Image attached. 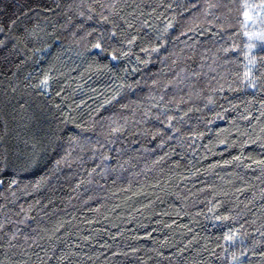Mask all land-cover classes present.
<instances>
[{
    "label": "trees",
    "instance_id": "1",
    "mask_svg": "<svg viewBox=\"0 0 264 264\" xmlns=\"http://www.w3.org/2000/svg\"><path fill=\"white\" fill-rule=\"evenodd\" d=\"M244 2L0 0V264H264Z\"/></svg>",
    "mask_w": 264,
    "mask_h": 264
},
{
    "label": "snow or ice",
    "instance_id": "2",
    "mask_svg": "<svg viewBox=\"0 0 264 264\" xmlns=\"http://www.w3.org/2000/svg\"><path fill=\"white\" fill-rule=\"evenodd\" d=\"M242 8L244 9L243 11V17H244V26H247V24L249 22L256 24H264V0H261L260 4H249L247 2V0H245V2L242 4ZM257 9H259V11H256ZM255 13V14H254ZM10 24L11 25H15L16 24V20L15 19H11L10 20ZM4 32V25L0 24V33ZM247 36L251 37H255L258 38L261 42H264V28H262L259 32H247L245 33ZM4 41L0 40V44H3ZM129 43H131V41H129ZM95 47L100 48L101 45L98 42ZM249 49H252L255 47V44H249L248 45ZM251 63V61H250ZM42 83L47 86V78H45L44 81H42ZM6 159V158H5ZM2 182V181H0ZM12 183H16L15 180L12 181ZM226 240H231L233 239L232 236H226L225 237ZM233 259H235V257H233Z\"/></svg>",
    "mask_w": 264,
    "mask_h": 264
}]
</instances>
